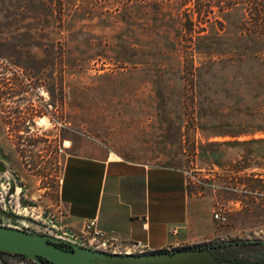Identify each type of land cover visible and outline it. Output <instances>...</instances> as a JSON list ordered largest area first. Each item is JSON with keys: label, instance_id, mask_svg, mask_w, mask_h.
I'll use <instances>...</instances> for the list:
<instances>
[{"label": "rangeland", "instance_id": "rangeland-1", "mask_svg": "<svg viewBox=\"0 0 264 264\" xmlns=\"http://www.w3.org/2000/svg\"><path fill=\"white\" fill-rule=\"evenodd\" d=\"M156 1L0 0V210L15 216L0 224L67 230L56 201L65 155L110 151L184 173L203 238L172 249L264 260V58L248 55L260 47L216 36L217 13L210 26L193 14L205 31L192 34V57L179 53L187 43L172 30L187 26L191 1ZM207 48L225 54L208 62Z\"/></svg>", "mask_w": 264, "mask_h": 264}, {"label": "crops", "instance_id": "crops-1", "mask_svg": "<svg viewBox=\"0 0 264 264\" xmlns=\"http://www.w3.org/2000/svg\"><path fill=\"white\" fill-rule=\"evenodd\" d=\"M60 178L56 201L69 232L79 234L83 223L94 219L109 235L141 242L145 248L139 253L172 250L188 236L203 238L179 169L99 150L97 155L66 154ZM170 228L175 234L167 232Z\"/></svg>", "mask_w": 264, "mask_h": 264}, {"label": "water", "instance_id": "water-1", "mask_svg": "<svg viewBox=\"0 0 264 264\" xmlns=\"http://www.w3.org/2000/svg\"><path fill=\"white\" fill-rule=\"evenodd\" d=\"M4 168L0 163V171ZM0 213L9 219L12 214ZM61 240L29 228L0 225V251L23 255L36 264H264V260L219 257L213 247L198 246L146 253L104 252ZM42 259L48 261L45 263Z\"/></svg>", "mask_w": 264, "mask_h": 264}, {"label": "trees", "instance_id": "trees-1", "mask_svg": "<svg viewBox=\"0 0 264 264\" xmlns=\"http://www.w3.org/2000/svg\"><path fill=\"white\" fill-rule=\"evenodd\" d=\"M191 1V7L187 10L181 12L183 16H186L187 26L184 28L180 24L177 28L172 30V35L175 36L176 40L179 41V38L184 40L186 45H180L178 47L179 53L188 55L189 57L193 56V45H192V34L200 35L205 31L204 26H196L193 28L194 21L190 18L193 14L196 18L201 19L198 24H208L207 26L212 25V22L209 21V15L218 14L219 20H216L220 28L223 30L222 34H215L216 36L230 35L235 39H246L247 41L254 42L255 47L259 48L258 50L249 52V56L252 59L260 60L264 58V0H178L176 2L178 6L186 5L187 2ZM173 1L166 0L162 2L160 0L156 1V5H159V8L165 5H169ZM170 6V5H169ZM215 8V9H214ZM191 12V13H190ZM180 12H175V16L180 20ZM190 18V19H189ZM224 22V23H223ZM203 36H207L206 34ZM183 49V50H181ZM235 49V48H234ZM247 49V46L244 47ZM177 52V54H179ZM206 60L208 62H213L212 59L220 58L224 56L225 52H218L217 50H212V48H207ZM234 54V53H233ZM180 55V54H179ZM260 174L256 172H251L247 175V178L243 181L248 189L254 191L257 187H261V180L259 178ZM220 247L214 246V254L219 257H227L222 255L219 252ZM45 263H48L47 260L42 259Z\"/></svg>", "mask_w": 264, "mask_h": 264}, {"label": "built area", "instance_id": "built-area-1", "mask_svg": "<svg viewBox=\"0 0 264 264\" xmlns=\"http://www.w3.org/2000/svg\"><path fill=\"white\" fill-rule=\"evenodd\" d=\"M65 146L62 145L61 148L58 149L59 152H62L63 148ZM61 178L60 175L57 179V186L60 184ZM62 208L60 212L62 213ZM44 218H46L48 221H52L53 217L51 215H45ZM211 218L213 221L219 225H222L225 223V215L222 210H214L211 214ZM46 221H42L44 224ZM45 225L51 227V229L54 231H58L56 233H52L51 231L47 230L48 233L55 235L57 237H60L64 240H68L70 242L81 244L82 246L100 250L104 252H118V253H139L141 252L145 246L139 242V241H133V240H120L115 236L107 234L105 231L99 229L94 219H88L86 220L82 225V230L77 233L68 232L66 229L63 228V230H57L56 228H53L52 223L48 224L45 223ZM62 227V226H61ZM167 232L170 235L175 234V230L172 228L168 229ZM122 249V251H121Z\"/></svg>", "mask_w": 264, "mask_h": 264}, {"label": "flooded vegetation", "instance_id": "flooded-vegetation-1", "mask_svg": "<svg viewBox=\"0 0 264 264\" xmlns=\"http://www.w3.org/2000/svg\"><path fill=\"white\" fill-rule=\"evenodd\" d=\"M21 204H23V202L21 201L20 202ZM1 211V210H0ZM44 217V216H43ZM38 221H40V218H38ZM43 224V223H42ZM45 224V223H44ZM0 225H2V224H0ZM4 226H6V225H4ZM11 227H13V226H11ZM24 228H27V227H24ZM30 229V228H29ZM33 230V229H32ZM46 230V229H45ZM35 231V230H34ZM36 232H39V233H42V234H47V235H49V236H51V237H55V238H58V239H60L61 240V243L60 244H58L59 246H61V247H64V248H69L71 245H79V246H82L81 244H78V243H74V242H70V241H68V240H64V239H62V238H60V237H57V236H55V235H52V234H50V233H48L47 232V230L46 231H36ZM83 247H85V246H83ZM88 248V247H87ZM213 248H214V246H213ZM91 249V248H90ZM215 250V249H214ZM4 255H6V256H8V255H15V256H18L21 260H20V262H19V264H26L25 262L23 263L22 262V260L23 261H26L28 264H36V263H34L32 260H30L29 258H27V257H25V256H23V255H20V254H15V253H8V252H3V251H0V259L4 256ZM4 262V261H3Z\"/></svg>", "mask_w": 264, "mask_h": 264}, {"label": "bare ground", "instance_id": "bare-ground-1", "mask_svg": "<svg viewBox=\"0 0 264 264\" xmlns=\"http://www.w3.org/2000/svg\"><path fill=\"white\" fill-rule=\"evenodd\" d=\"M65 143H67L68 144V142L67 141H65ZM66 144H64V146H65Z\"/></svg>", "mask_w": 264, "mask_h": 264}]
</instances>
